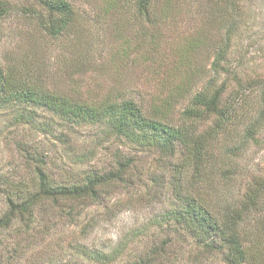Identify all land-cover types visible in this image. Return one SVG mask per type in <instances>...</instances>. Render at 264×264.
I'll return each instance as SVG.
<instances>
[{
  "label": "rangeland",
  "instance_id": "rangeland-1",
  "mask_svg": "<svg viewBox=\"0 0 264 264\" xmlns=\"http://www.w3.org/2000/svg\"><path fill=\"white\" fill-rule=\"evenodd\" d=\"M7 1L14 10L0 22V53L4 67L15 70V83L22 79L37 84L78 104L111 97L134 100L148 110L157 96L165 98L177 87L193 94L206 86L223 49L224 67L230 72L218 81L229 80L224 98L240 81L245 90L243 122L264 120V0H158L153 12L157 18L167 16L156 26L138 18L136 0H67L75 21L58 38L45 33L37 14H26L24 9L39 8L32 0ZM190 95L175 105V126L182 123L180 112ZM23 113L25 118L33 116L34 124L18 121ZM257 137L259 143L250 142L234 160L223 155L228 143L222 144L217 153L220 168H230L235 175L231 182L210 177L202 191L212 203L233 204L251 179L264 175V128ZM28 152L37 160L45 158L47 173L59 184L105 174L120 160L130 158L133 163L126 181L110 186L102 204L82 209L78 221L57 210L38 215L30 230L18 221L0 228V264H93L77 253L78 245L109 251L121 240L129 245L118 264H135L165 242L171 246L159 264H222L219 256L207 261L202 255L196 261L201 254L189 247L191 241L183 242L174 225L163 221L180 204L173 194V166L179 156L168 159L156 149L141 150L106 135L103 125L66 121L45 108L0 104V217L8 210V195L16 198L36 189L39 162L30 161ZM191 177V172L185 174L184 185L193 183ZM192 185L197 191L199 186ZM126 209L133 210L134 223L121 228L118 242L102 239L103 225L113 224ZM93 222L95 228L86 237L84 227ZM261 241L263 254L257 264H264V238Z\"/></svg>",
  "mask_w": 264,
  "mask_h": 264
},
{
  "label": "trees",
  "instance_id": "trees-1",
  "mask_svg": "<svg viewBox=\"0 0 264 264\" xmlns=\"http://www.w3.org/2000/svg\"><path fill=\"white\" fill-rule=\"evenodd\" d=\"M32 1L39 7L38 10H24L29 15L37 14L48 36L58 38L74 24L75 11L67 0ZM157 1L136 0L138 18L154 26L158 21H165L166 14L157 18L153 12ZM13 10L11 2L0 0V22L9 18ZM226 57L223 49L218 51L212 67L214 76L202 89L191 94L190 89L177 87L165 98L157 96L150 108L143 110L139 103L131 99L113 100L108 97L96 104H78L57 98L37 84L22 79L15 83L12 79L15 70L4 67L0 53V104L45 108L61 115L66 121L103 125L106 135L141 150L156 149L168 159L179 156V161L173 166L177 180L173 194L180 204L168 211L163 221L166 225H174L173 232L178 233L183 242L187 244L191 241L189 247L194 248L197 255L201 254L195 258L198 259L196 261L203 256L207 261L219 256L222 264H257L263 254L264 175L251 179L241 197L233 204H214L202 191L210 177L212 180L219 176L228 182L234 178L235 171L220 168L217 153L222 144L228 143V146H223V155L233 160L241 158L250 142L259 143L257 136L264 128L262 117L250 124L243 122L246 113L241 108V101L245 90L240 81L238 88L230 91L227 99L224 98L229 90V80L221 84L218 81L223 73L230 74L224 67ZM188 77L193 79L191 75ZM188 95L189 104L180 112L182 123L175 126L172 118L175 105L188 99ZM18 119L34 124V117L25 118L24 113ZM61 137L58 136L59 139ZM26 155L30 161L39 162L34 171L36 189L32 192L27 189L26 195L20 194L16 198L8 195V210L0 217V228H9L14 221H18L27 227L26 230H30L38 215L57 210L61 211L62 217L66 215L69 221H78L84 209L102 204L104 193L110 186L126 181L133 163L130 158L129 161L120 160L115 168L105 174L94 173L81 181L59 184L47 173L45 158L37 160L36 155L31 156L29 152ZM190 172L192 184L199 186L197 191L192 184L184 185L185 174ZM67 207L69 210L64 212ZM96 223L84 227L86 237ZM170 243L165 242L161 249H152L135 264L161 263L162 259L165 260ZM128 245L129 241L121 240L109 251L84 245H78L76 249L89 263L118 264L127 253Z\"/></svg>",
  "mask_w": 264,
  "mask_h": 264
},
{
  "label": "clouds",
  "instance_id": "clouds-1",
  "mask_svg": "<svg viewBox=\"0 0 264 264\" xmlns=\"http://www.w3.org/2000/svg\"><path fill=\"white\" fill-rule=\"evenodd\" d=\"M135 214L132 209H126L121 211L115 218L113 224L105 223L100 230L99 235L104 240H110L113 243L118 242L121 239V228L125 226H131L134 223ZM104 229H107L104 231Z\"/></svg>",
  "mask_w": 264,
  "mask_h": 264
}]
</instances>
